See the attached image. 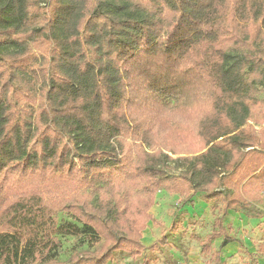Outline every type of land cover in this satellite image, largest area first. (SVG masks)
Returning a JSON list of instances; mask_svg holds the SVG:
<instances>
[{"label":"trees","instance_id":"16d2710c","mask_svg":"<svg viewBox=\"0 0 264 264\" xmlns=\"http://www.w3.org/2000/svg\"><path fill=\"white\" fill-rule=\"evenodd\" d=\"M261 95L264 0H0V264H151L160 192L220 203L202 252L225 264V216L264 197ZM60 236L101 244L61 262Z\"/></svg>","mask_w":264,"mask_h":264},{"label":"rangeland","instance_id":"374dc122","mask_svg":"<svg viewBox=\"0 0 264 264\" xmlns=\"http://www.w3.org/2000/svg\"><path fill=\"white\" fill-rule=\"evenodd\" d=\"M44 5V4H41ZM149 95H144L142 99H148ZM260 98L264 99V95ZM151 102V101H150ZM168 119V118H167ZM160 123V130L166 126V120ZM194 118H192L193 120ZM175 118L170 124H175ZM255 132L259 133L264 125L249 123ZM188 129L197 128L196 121L187 123ZM128 148L131 149L130 155L122 164L123 171L132 170L138 160L135 157V145L130 139L127 140ZM145 153H150V148L146 143L140 145ZM171 157H174L170 154ZM75 162V161H74ZM81 167V164L76 165ZM137 171V170H136ZM107 173L113 174L114 171ZM180 175L179 170L167 171L166 177L172 178ZM110 177V175H108ZM117 174L111 179L116 180ZM50 185V183H49ZM97 186L101 184L97 183ZM60 186L52 188L57 192ZM89 190H80L81 194H88ZM90 194V192H89ZM95 199V197H94ZM261 203H251L249 206L242 207L237 211H230L224 218L225 224L229 223L233 227L232 234L237 240L238 251L236 254L222 252V261L226 264H264L262 248L264 247V197ZM153 220L148 222L146 230L141 233L140 242L146 246H151L156 240L164 236L167 244L161 248L160 252L147 251L145 255L151 260V264H212L209 255L202 252V243L205 237L213 230V222L221 215V206L219 202L205 203L201 194L195 195L189 201H183L176 195H169L160 192L155 197V203L148 212ZM58 220L71 221L70 217L58 214ZM174 225L175 231H169L168 228ZM60 240L59 245L54 251L56 260L67 261L71 255L83 251H94L99 248L101 241L88 242L71 236L57 237ZM220 240H213L210 243L211 250L218 248ZM239 244H242L240 247ZM261 250V251H260ZM229 254V255H228ZM143 255L132 257L125 252H116L108 264H141Z\"/></svg>","mask_w":264,"mask_h":264},{"label":"crops","instance_id":"0c3cea01","mask_svg":"<svg viewBox=\"0 0 264 264\" xmlns=\"http://www.w3.org/2000/svg\"><path fill=\"white\" fill-rule=\"evenodd\" d=\"M230 212V211H229ZM228 212V213H229ZM225 223V222H224ZM227 224H229V223H227ZM232 234V233H231ZM233 235V234H232ZM217 239H219L220 240V244H219V246H218V248L217 249H219V247H220V245H221V242H222V239L221 238H217ZM217 239H215V240H217ZM236 239V238H235ZM212 242V241H211ZM237 240H236V242H232V243H230V244H228V245H226L224 248H222L221 249V252H224L225 250H227V252L226 253H229L230 255L232 254V253H234V254H236L237 253V251H238V248L236 247L237 246ZM239 245H242V244H239ZM241 247V246H240ZM217 249H215V250H217ZM228 254V255H229ZM224 263H225V261H223ZM226 264V263H225Z\"/></svg>","mask_w":264,"mask_h":264}]
</instances>
